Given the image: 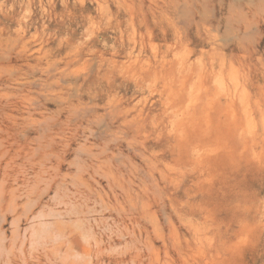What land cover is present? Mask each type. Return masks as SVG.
<instances>
[{
	"label": "rangeland",
	"instance_id": "1",
	"mask_svg": "<svg viewBox=\"0 0 264 264\" xmlns=\"http://www.w3.org/2000/svg\"><path fill=\"white\" fill-rule=\"evenodd\" d=\"M0 264H264V0H0Z\"/></svg>",
	"mask_w": 264,
	"mask_h": 264
}]
</instances>
